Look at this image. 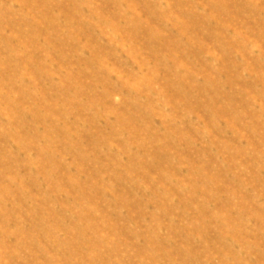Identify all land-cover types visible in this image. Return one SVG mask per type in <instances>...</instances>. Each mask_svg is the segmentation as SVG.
Wrapping results in <instances>:
<instances>
[{
    "label": "rangeland",
    "instance_id": "obj_1",
    "mask_svg": "<svg viewBox=\"0 0 264 264\" xmlns=\"http://www.w3.org/2000/svg\"><path fill=\"white\" fill-rule=\"evenodd\" d=\"M0 264H264V0H0Z\"/></svg>",
    "mask_w": 264,
    "mask_h": 264
}]
</instances>
